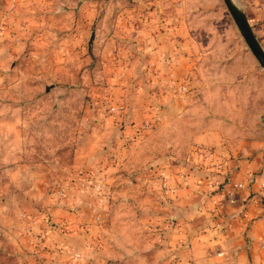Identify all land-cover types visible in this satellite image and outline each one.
<instances>
[{"label": "rangeland", "instance_id": "rangeland-1", "mask_svg": "<svg viewBox=\"0 0 264 264\" xmlns=\"http://www.w3.org/2000/svg\"><path fill=\"white\" fill-rule=\"evenodd\" d=\"M83 1L87 0H0V264H36L44 259L35 251H27L18 239L24 223L19 212L31 214L34 202L41 201L36 198L40 181L46 188L59 187L56 192L61 195V179L93 189L100 179L105 195L102 197L95 189L101 208V213L93 217L97 226H102L103 215L113 201L109 185L99 172L91 171L90 166L86 168L82 157H100L92 141L101 136L106 119L122 112L110 110L111 106L123 105L115 87H133L132 80L118 83L113 77L133 79L144 74L138 69L126 70L113 57L116 51L111 46L112 35L101 32L93 44L98 16L89 18L88 33L81 34ZM235 1L252 30L260 27L263 31L258 36L264 50V0ZM87 5L89 11L96 9L99 15L105 10L126 8L157 15L163 11L174 15L179 12L183 15L179 19L181 25L194 41L195 49L191 52L196 58L190 62L189 70L179 81L167 85L176 94L194 98L173 123L171 138L168 132L158 129L151 136L152 142L136 148L134 158L144 159L137 155L144 151L157 153L159 143L167 137L179 143L175 147L179 153H187L189 136L195 128L192 122L201 118L204 122L225 116L232 122H264V71L224 0H88ZM66 10L73 11V21L67 19L71 27L59 30V17ZM172 22L176 19L170 18L169 25ZM92 33L94 37L89 42ZM130 52L136 54L134 48ZM228 105L233 106V111L226 114ZM236 132L251 135L254 130L228 131L230 135ZM152 168L149 162L141 167L142 174L133 178L124 174L126 169H121L120 174L119 170H112L114 176L107 183L119 189L124 184L127 188L121 189L118 196L124 195L138 204L144 188L143 172ZM160 170L165 171L159 168L151 179L152 187L162 191ZM123 210L117 208L112 222L104 226L103 241L93 238L88 242L85 249L93 252L94 258L87 261L84 254H77L74 258L78 264L145 263L141 253L146 243L139 240L145 230L140 221L133 222Z\"/></svg>", "mask_w": 264, "mask_h": 264}, {"label": "crops", "instance_id": "crops-1", "mask_svg": "<svg viewBox=\"0 0 264 264\" xmlns=\"http://www.w3.org/2000/svg\"><path fill=\"white\" fill-rule=\"evenodd\" d=\"M87 4L88 0L81 4V34L88 33L89 18L98 16L93 44L101 32L112 35L114 45H107L116 51L113 57L126 70L129 67L128 71L138 69L144 74L133 79L113 77L118 83L132 80L133 87H115L124 109L106 119L101 139L92 141L100 157H82L86 168L90 166L91 171L99 172L109 185L113 201L107 213L102 214V226H97L93 217L101 213V208L95 189L82 188L65 178L58 184V195L59 187L46 188L40 181L36 198L41 201L34 202L31 214L19 212L24 223L18 239L27 251L44 257L36 264H78L74 258L77 254H84L90 261L94 254L85 247L93 238L100 242L105 239L104 226H109L118 208L125 209L133 222L140 221L145 230L139 237L146 243L141 253L144 264H264V122H232L226 116L204 122L201 118L192 122L195 128L189 136L187 153H179L175 148L179 143L170 139L173 132L169 131L194 96L176 94L168 86L179 81L196 58L191 52L195 49L194 41L179 20L183 15L166 11L157 15L127 8L105 10L99 15L96 9L89 11ZM73 18V11L62 13L59 30L70 28L67 19ZM170 18L176 19L172 25ZM55 27L58 28L57 24ZM253 31L261 42V28ZM133 48L136 54L130 52ZM252 98L254 101L256 95ZM230 107L233 106L225 108L226 114L233 111ZM158 129L168 132L170 138L162 139L157 153L144 151L137 154L144 159L134 158L136 148L152 142L151 136ZM231 130L254 133L230 135ZM149 162L153 168L143 172L140 203L118 196L121 189L127 188L124 184L119 189L107 183L114 176L112 170H119L120 174L121 169H126L124 174L133 178L142 174L141 167ZM159 168L166 172V192L152 187L154 171Z\"/></svg>", "mask_w": 264, "mask_h": 264}, {"label": "water", "instance_id": "water-1", "mask_svg": "<svg viewBox=\"0 0 264 264\" xmlns=\"http://www.w3.org/2000/svg\"><path fill=\"white\" fill-rule=\"evenodd\" d=\"M224 3L232 16L236 26L238 27L246 45L248 46L251 54L255 57L258 64L262 67L264 71V50L259 44L250 23L245 16L244 12L238 6L235 0H224ZM94 35L91 34L90 41H92Z\"/></svg>", "mask_w": 264, "mask_h": 264}, {"label": "built area", "instance_id": "built-area-1", "mask_svg": "<svg viewBox=\"0 0 264 264\" xmlns=\"http://www.w3.org/2000/svg\"><path fill=\"white\" fill-rule=\"evenodd\" d=\"M111 111H115V112H121L123 110V105H117V106H111L110 107ZM201 152V151H199ZM158 177H159V181H160V189L162 190V192H166L168 190V186H167V178H166V174L164 170H160L158 172ZM95 189L101 193L102 197L105 195V192L103 190V184L102 182L98 181V183L95 185ZM101 198V197H100Z\"/></svg>", "mask_w": 264, "mask_h": 264}]
</instances>
